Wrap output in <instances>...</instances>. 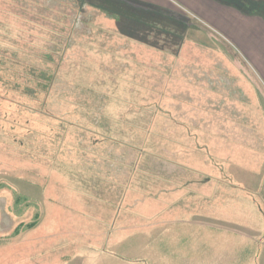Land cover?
<instances>
[{
	"label": "rangeland",
	"instance_id": "374dc122",
	"mask_svg": "<svg viewBox=\"0 0 264 264\" xmlns=\"http://www.w3.org/2000/svg\"><path fill=\"white\" fill-rule=\"evenodd\" d=\"M24 1L0 0V264H191L190 166L222 167L223 149L240 150L246 141L235 137L240 126L190 121L209 112L181 103L192 96L177 75L189 70L177 60L182 38L175 31L182 30L150 14L139 18L152 28L133 33L124 21L118 30L107 14L80 13L81 0L69 7L60 3L69 0H38L37 29L21 27L18 8L10 9ZM223 1L264 17V0ZM48 2L57 8L50 20L41 5ZM226 9L213 17L231 22L230 32L192 18L189 37L218 44L231 73L241 74L237 83L248 82L251 108L264 102V38L259 25L244 26V16ZM62 10H70L65 21ZM215 113L210 117L228 121L223 110ZM168 198L178 202L166 206L161 199ZM171 247L183 253L163 254Z\"/></svg>",
	"mask_w": 264,
	"mask_h": 264
},
{
	"label": "crops",
	"instance_id": "0c3cea01",
	"mask_svg": "<svg viewBox=\"0 0 264 264\" xmlns=\"http://www.w3.org/2000/svg\"><path fill=\"white\" fill-rule=\"evenodd\" d=\"M66 2L68 3L67 7H69L71 5L70 0L60 3L64 4ZM81 4L78 7V9L80 8V13H84L90 7L107 14L113 21L111 26L116 29L118 28V30L121 28L115 24L124 21L128 22L130 26H134L133 28H137L129 29L130 32L135 33V31L145 29L149 22L139 17L147 14L153 16L159 15V17L155 18L169 20L171 23H175L179 27V30H182L175 31V34L182 38L177 51V60L179 67L180 65H185L186 68L189 67V70L185 69L183 72L185 75L178 73L177 75L185 81L181 86H184L192 96L181 103L190 104L191 109L199 110V114L200 111L209 112L207 115L202 113L201 117L192 118L190 121L194 125L209 126L222 124L225 126H240L241 128L237 129V132L239 131L238 136L235 135V137H238L241 141H246V145L241 146L240 150H236L230 146L223 149L224 155H218L223 160L226 159L222 167H217L216 165L190 166V171L193 175L191 177L193 189L191 194L192 207L196 211V216L192 219L193 228L191 237L193 238V246L188 247L186 253L193 255L191 257V264H233L232 254L236 252L240 255V258H235L237 264H264V145H262V143L264 144V102H259L258 104L252 103L256 106L254 105V107L250 108L248 82L245 79V86L240 82L237 83V80L241 79L239 77L241 74L231 73L234 65L230 58L221 54L222 52L217 43L207 39L208 42L212 43V46H209V44L203 43L204 40L200 42L197 36L195 38L189 37L193 31L192 26L189 24V21L192 22V18H196L199 21H204V19L211 20L210 22L216 23L217 20L213 17V11L221 12L223 10L225 14L227 7L232 9L233 12L244 16V20L242 23L239 22L240 24L244 26L251 23L259 25V30H261V37L259 38L262 39L264 38V17L257 14L242 13L239 11L237 5L223 0H81ZM39 5L38 0H25L21 3V7L15 6L10 10L15 13L16 8H18L19 11L16 12V19L19 20L17 23H20L21 27L24 23H27V25H33L31 26L33 29H37L36 26L40 24V11L35 7ZM41 5L44 6L43 8L49 9L47 18L50 20L52 14L57 11V8H54L50 2L46 5L41 3ZM119 7L125 11L120 10ZM68 11L62 10L65 15L62 21H65L66 15L69 14ZM26 13H29L27 17L24 16ZM189 13L195 15V17L188 18L182 16ZM125 14H132V18H125ZM55 22L58 21L55 20ZM154 22L156 25L161 24V22H157L156 20ZM218 23L222 25H218ZM151 25L147 26L152 28ZM217 25L219 28L221 27L220 29L224 33L232 30L231 22L226 24L218 21ZM58 27L63 29L65 25H58ZM169 31H166V33L170 36ZM131 40L134 44L133 37ZM133 60L136 59L133 58ZM261 69L263 70V68ZM188 73H190L191 81ZM250 86L253 88L251 84ZM253 90L257 100L259 98L261 101L255 87ZM184 94L189 93L182 91V95ZM255 107L258 118L254 121L252 110L255 112ZM216 110H223L225 117L227 114L229 115L226 123L221 119L216 120L214 117H210L209 114L215 115ZM249 126L252 127L248 129L251 133L247 132L248 136L247 140H245L247 127ZM242 127H244L245 136L243 135ZM247 142H254L255 145H248ZM233 151H235L233 154L234 158L232 156V159L228 160ZM238 152L240 153L237 154ZM193 153H195V150H193ZM205 174H217V176L214 175L211 183L204 182L200 184L201 176ZM223 180L231 182L226 184ZM200 201H202V206L200 205ZM161 202L166 206H170V204L177 203L178 200L168 198L161 199ZM212 209L214 210L212 211ZM165 212L166 215L172 213H168L167 209ZM200 219L207 221L208 226L205 229L198 228L196 223ZM213 222H224L228 226L234 225L240 229H220L213 226ZM216 241L223 244L217 247L214 244ZM235 242L238 243L236 244V248L232 245ZM169 249L171 252L165 250L163 254L183 253V250L181 251L180 248L171 247ZM211 254L213 255L212 257L210 256ZM179 260L181 261V259Z\"/></svg>",
	"mask_w": 264,
	"mask_h": 264
}]
</instances>
